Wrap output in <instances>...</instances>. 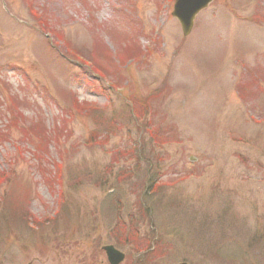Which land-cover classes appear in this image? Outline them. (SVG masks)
Returning a JSON list of instances; mask_svg holds the SVG:
<instances>
[{"label":"rangeland","instance_id":"374dc122","mask_svg":"<svg viewBox=\"0 0 264 264\" xmlns=\"http://www.w3.org/2000/svg\"><path fill=\"white\" fill-rule=\"evenodd\" d=\"M173 1L0 0V264H264V0Z\"/></svg>","mask_w":264,"mask_h":264},{"label":"water","instance_id":"95a60500","mask_svg":"<svg viewBox=\"0 0 264 264\" xmlns=\"http://www.w3.org/2000/svg\"><path fill=\"white\" fill-rule=\"evenodd\" d=\"M210 1L211 0H175L172 15L176 17L180 23L183 35H187L190 32L194 16ZM102 249L110 264H119L123 260L124 254L114 246L105 245ZM178 264L188 263L180 262Z\"/></svg>","mask_w":264,"mask_h":264},{"label":"trees","instance_id":"16d2710c","mask_svg":"<svg viewBox=\"0 0 264 264\" xmlns=\"http://www.w3.org/2000/svg\"><path fill=\"white\" fill-rule=\"evenodd\" d=\"M37 128H39V127H37ZM38 138V137H37Z\"/></svg>","mask_w":264,"mask_h":264}]
</instances>
